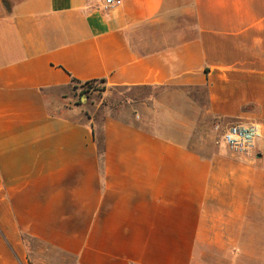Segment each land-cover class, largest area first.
<instances>
[{
    "label": "crops",
    "instance_id": "1",
    "mask_svg": "<svg viewBox=\"0 0 264 264\" xmlns=\"http://www.w3.org/2000/svg\"><path fill=\"white\" fill-rule=\"evenodd\" d=\"M105 1L0 0V264H264V0ZM72 80L160 89L177 122L97 128ZM199 91L261 127L249 155L186 143Z\"/></svg>",
    "mask_w": 264,
    "mask_h": 264
},
{
    "label": "rangeland",
    "instance_id": "2",
    "mask_svg": "<svg viewBox=\"0 0 264 264\" xmlns=\"http://www.w3.org/2000/svg\"><path fill=\"white\" fill-rule=\"evenodd\" d=\"M163 94L160 89L111 88L101 82L73 84L66 106L74 112L76 118H87L97 125L107 119H116L134 122L145 128H152L155 124L162 128L174 127L177 119L154 103V98ZM189 95L190 102L186 100L181 103L180 114H188V105L192 101L199 106L201 113L198 118L191 120L192 128L186 130V143L200 155L211 157L223 145L221 134L212 119L205 114L204 91Z\"/></svg>",
    "mask_w": 264,
    "mask_h": 264
},
{
    "label": "built area",
    "instance_id": "3",
    "mask_svg": "<svg viewBox=\"0 0 264 264\" xmlns=\"http://www.w3.org/2000/svg\"><path fill=\"white\" fill-rule=\"evenodd\" d=\"M105 3L109 8L120 6L122 0H106ZM216 130L220 132L222 142L228 150L238 155H249L262 137V129L257 124L236 123L225 127L216 126Z\"/></svg>",
    "mask_w": 264,
    "mask_h": 264
},
{
    "label": "trees",
    "instance_id": "4",
    "mask_svg": "<svg viewBox=\"0 0 264 264\" xmlns=\"http://www.w3.org/2000/svg\"><path fill=\"white\" fill-rule=\"evenodd\" d=\"M94 82H97V81H92V82H85V83H82V82H79V81H77V80H72V84L70 85V87H69V90L71 89V86L73 85V84H77V85H82V84H91V83H94ZM99 82H101V83H104L103 81H99ZM119 88H123V87H119ZM125 89H143V88H125ZM95 124V123H94ZM103 124V123H102ZM102 124H99V125H97V124H95L96 125V127L98 128V127H100ZM95 132V131H94ZM94 137H96V141L98 142V148H99V151H100V153L102 152V150H103V140L101 139V138H97V136H96V134L94 133ZM26 241H27V239H26Z\"/></svg>",
    "mask_w": 264,
    "mask_h": 264
}]
</instances>
